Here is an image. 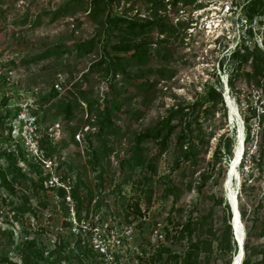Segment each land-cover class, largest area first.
Here are the masks:
<instances>
[{"label": "rangeland", "instance_id": "374dc122", "mask_svg": "<svg viewBox=\"0 0 264 264\" xmlns=\"http://www.w3.org/2000/svg\"><path fill=\"white\" fill-rule=\"evenodd\" d=\"M67 1L0 0V78L6 81V85L0 84V114L6 110L12 112L19 106L27 109L35 120L34 125L26 127L23 136L20 134L21 137L16 120H5L4 123L12 124V138L17 144L9 146L3 143V150L16 156L23 152L39 167L42 177H48L51 172L67 187L79 178L83 183L79 191L80 217H98L119 226L133 224L132 247H127L116 264H180V260L174 261L166 256L156 261H151L150 257L158 246L170 249V253L182 254L190 238L199 236L209 241L213 240L212 234L218 237L226 219L224 207L228 206L231 213L232 198L236 199L238 211L246 213L244 218L239 214L244 241L253 214L257 216L256 226L264 224V173L258 165L248 161V156L243 167L237 165L232 173L230 170L241 147L239 139L243 140L246 135L243 116L254 110L257 115L261 113L264 93L243 83H236L232 92L227 84V67L219 66L220 60L213 44L202 37L189 38L185 23L184 27H178L182 23L179 11H188L198 0L191 6H172L166 2L164 14L178 28L177 33L163 38L152 30L136 38L131 42L130 52L141 46L147 51L146 61L128 63L125 74L130 77L117 73L114 79L105 64L94 65L104 57L103 52L114 56L111 46L118 42L116 30L101 28L98 21L81 8L50 21V15L45 13ZM200 1L201 4H197L200 7L208 4L206 0ZM109 9L112 14L127 18H146L149 15L143 0H118ZM159 13L163 14V11ZM175 18L180 21L176 23ZM93 36L97 42L96 49L89 55H78L74 46ZM52 47L60 48L63 54L17 68L6 63L12 59H28ZM260 50L264 53L263 49ZM133 76L150 87L132 85ZM210 85L223 90L225 111L217 112L210 122L203 123L201 141L195 145L192 160L184 161L173 169L177 154L172 141L154 161L152 168L148 167L149 162L157 154V145L153 142L142 144V156L129 160L127 151L133 146L136 134L153 127L170 107L193 103ZM51 90L56 91L57 97L43 104L42 111L34 115L39 104L35 97L46 95ZM81 95L88 100H97L107 108L114 98L121 104L119 111L111 113V131H106L100 141L87 138V134L94 131L90 125L93 118L90 119L85 111ZM2 97L7 100L5 105L1 103ZM74 99L82 106L75 107ZM59 100L72 102L68 118L57 103ZM251 122L253 141L248 145L242 144L243 153L248 148L249 155L255 151L259 128L257 118ZM6 133L7 130L0 125V136ZM223 133L235 141L228 164L213 158L217 140ZM33 142L46 165L35 157ZM92 152L98 154L94 160L99 168L96 172L89 164ZM123 158L129 160V164L123 163ZM137 161L139 165H136ZM60 162L68 164L71 169L64 165L58 169ZM5 166L6 158L2 157L0 168ZM18 166L27 178L37 180V177L28 175L23 163L19 162ZM207 174L210 177L201 185L202 176ZM246 179L249 180L246 185L251 184L243 191L242 184ZM12 186L13 191L0 187V255L22 264V245L35 240L44 249V258L39 260V264H49L54 258L58 259L57 264H97L96 258L85 260L76 253L77 240L82 246L84 244L80 237L69 231L67 217L70 208L75 211L76 207L72 198L71 206L64 204L58 188L46 186L45 181L43 189L38 190H32L24 179L13 182ZM168 187L173 188L170 194L166 193ZM197 220L202 221L201 230L180 234L187 222L193 224ZM231 221L232 213L229 224L234 240ZM157 223L162 234L168 233L160 243L152 237V227ZM215 248L212 241V253H201L200 260L205 258L217 260V264H227L229 258L233 261L237 253V246L235 252L231 248L222 254Z\"/></svg>", "mask_w": 264, "mask_h": 264}, {"label": "trees", "instance_id": "16d2710c", "mask_svg": "<svg viewBox=\"0 0 264 264\" xmlns=\"http://www.w3.org/2000/svg\"><path fill=\"white\" fill-rule=\"evenodd\" d=\"M116 1L118 0H68L51 12L45 13V15H50V21L54 22L61 17L73 13L76 8H81L84 10V13L98 21L101 28L108 27L115 29L118 36V42L111 46V49L114 51V56L110 57L106 52H103L104 57L100 58V61L94 65L95 67L105 64L108 72L112 74L113 79L117 73L130 77L125 74V68L128 63H143L146 61L147 51L141 49V46H137L136 50L130 52L131 42H133L136 38L147 35L152 30H156L160 36H163V38L177 33L178 28L173 25L164 14L166 10V2L170 3L172 6H176L177 4L191 6L194 5L197 0H143L149 11V15L146 18H127L121 14H112L109 7ZM239 1H249L244 8V14L249 19L258 16L264 8V0ZM197 7L200 6L197 5ZM160 11H163V14L159 13ZM178 25L179 28L184 27L183 23H179ZM96 43V38L93 36L85 41L79 42L76 46H74V50L78 55H89L96 49ZM62 54L63 52L60 48L52 47L28 59L20 58L17 61L12 59L6 63L12 68H17L30 63L43 62L52 57L61 56ZM5 65L6 64L3 66ZM223 65L227 67V84L232 92L236 89V83H243L247 87H256L264 93V53L260 49H254L252 51L246 50L243 53L236 51L231 54L229 58H223L220 60L219 66L222 67ZM160 73L162 74V72ZM0 84L3 86L6 85L4 78H0ZM131 84L137 85L140 88H144L145 86L150 87L147 83L136 79L135 76L131 77ZM222 91L223 90H219L215 85H210L204 89L201 96L193 103L185 105L177 104L170 107L165 112L164 116H162L153 127L135 135L133 146L127 151L129 160H136L142 156V144L153 142L157 145V154L149 162L148 167L152 168L154 161H156V159H158L167 150L171 141L177 154L173 169H177L184 161L192 160L194 158L195 145L197 142L201 141L200 135L203 131V123L210 122L217 112L225 111L223 106ZM55 97H57L55 90H51L48 94L43 96H36L35 100H37L39 104L38 109H36L33 114L37 115L40 113L42 111L41 109L43 104L49 103L51 99ZM81 98L85 102V111L89 115L90 119L93 118V124L90 125L93 127L94 131L89 132L87 134V138H94L97 141H100L102 135L106 131H111L113 127L111 113L112 111H119L121 104L116 98H114L112 99L110 106L107 108V106L100 105L97 100H88L83 95H81ZM6 101L7 100L2 97L1 103L3 105H5ZM57 103L61 105V109L68 118L72 111V102L68 101L67 103H64L59 100ZM73 104L75 107L82 106L81 102L75 99ZM19 110V106H16L12 112L10 110H6L4 114H0V125L7 130L5 136H0V158H6V166L4 168H0V187L13 191V182L15 183L24 179L27 181V184L32 190L43 189V182L48 177H42V172L39 167L31 160L27 159L23 152L16 156L11 152L6 153L2 148L3 143H8L9 146L16 143L15 139L12 138V124L4 123V121L8 119H15ZM243 117L246 134L243 142L247 145L253 141L252 119H258L259 128L255 151L249 155V149L247 148L242 155L239 165L243 167L248 156V161L258 165L262 173H264V108H261V113L258 115L254 110L249 115L244 114ZM234 146L235 141L232 136H229L227 133L221 134L217 140L213 158L219 161H225V164H228L232 158ZM48 154L50 155V152ZM91 155L92 158L89 164L91 165L92 170L96 172L99 168L97 162L94 160L98 157V154L97 152H92ZM129 160L123 158V163L129 164ZM19 162L25 165L28 175L37 177L36 181L33 178L26 177L25 173H23L22 169L18 166ZM139 164L140 162L137 161L136 165ZM62 165L66 166L69 170L71 169V167L68 164L66 165L64 162H60L58 164V169H60ZM100 175L101 172L99 173V177ZM9 177H11V179H9ZM209 177L210 176L208 174L203 175L201 185H203L205 180ZM247 181L249 180H244L242 184L243 191L250 188L251 183L246 185ZM82 186L83 183L79 178H75L72 186H69L70 197L76 202L75 214L78 218L81 216L82 204L79 198V191ZM172 187H168L166 192L167 194H170L173 191ZM57 192L61 197H63V203L65 204V190L58 188ZM224 210L226 212V219L224 218V228L218 237L212 234L213 240L209 241L202 240L199 236L196 238H190L189 244L182 254L173 252L170 253V249L158 246L154 254L151 255L150 260H161L163 256H166L168 259H172L174 261L180 260V264H217V260L210 261L205 258L202 261L200 260L201 253H212V241L215 242L216 251L221 254L226 251H231V248H233L235 252L236 245L232 238V231L229 224L231 213L228 206H225ZM239 214L241 218H244L246 215L243 210H240ZM256 219L257 216L253 214L251 216V221L246 228L247 231L243 242L244 258L241 264H264V242H259L260 240H264V224L256 226ZM157 224L152 227V230L157 226ZM201 229L202 221L197 220L193 224L187 222L180 231V234L183 232L191 233L193 230ZM162 235L165 239L168 236V233ZM22 246V250L20 251L22 264H39V260L44 258V249L42 246H39L35 240H28ZM18 249H20V246H18ZM75 249L76 253L85 260L90 257L98 260L97 254L94 253L87 246V244L82 246L79 239L76 242ZM218 257H220V255ZM137 259L141 261V258L138 256ZM57 261L58 259L54 258L49 264H57ZM231 261L232 260L229 258L227 264H231ZM4 263L17 264V261H10L7 256L0 255V264ZM97 264H99V260L97 261Z\"/></svg>", "mask_w": 264, "mask_h": 264}, {"label": "built area", "instance_id": "2783aa9c", "mask_svg": "<svg viewBox=\"0 0 264 264\" xmlns=\"http://www.w3.org/2000/svg\"><path fill=\"white\" fill-rule=\"evenodd\" d=\"M201 4L198 0L188 11L180 10L179 18L186 25L189 38H205L213 44L218 59L229 58L236 51L264 50V8L258 16L249 19L244 14V8L249 1L239 0H206ZM179 18H175L176 23ZM197 42V41H196ZM18 123L19 136H23L27 126L34 125V117L26 110L20 109L15 118ZM21 137V136H20ZM35 144L34 155L46 165ZM49 168V167H48ZM45 180L46 186L65 190V204L71 206L72 199L67 187L52 173ZM67 221L72 235L83 240V244L97 254L99 264H116V260L125 253L127 247H132L134 238L133 224L126 226L114 225L110 220H100L98 217L78 218L73 208H70ZM152 237L162 242L164 236L160 232V224L152 230Z\"/></svg>", "mask_w": 264, "mask_h": 264}, {"label": "bare ground", "instance_id": "6f19581e", "mask_svg": "<svg viewBox=\"0 0 264 264\" xmlns=\"http://www.w3.org/2000/svg\"><path fill=\"white\" fill-rule=\"evenodd\" d=\"M239 144H240V149L237 151L236 153V156L235 158L232 160V165H231V173L234 171L235 167L237 166L240 158H241V154H242V144H243V140L242 139H239ZM230 204L232 206V209H233V214H234V218H233V236H234V241H235V238H237L238 240V243L240 244L241 246V250L240 252L237 254H235L234 256V259L232 261L231 264H241L242 262V258H243V255H244V252H243V232L241 231V221H240V216H239V211H238V208H237V202H236V199L232 198L230 199ZM236 243V242H235Z\"/></svg>", "mask_w": 264, "mask_h": 264}, {"label": "water", "instance_id": "95a60500", "mask_svg": "<svg viewBox=\"0 0 264 264\" xmlns=\"http://www.w3.org/2000/svg\"><path fill=\"white\" fill-rule=\"evenodd\" d=\"M231 213H232V223H231V225H232V229H233V218H234V214H233V209H232V206H231ZM233 234H234V232H233ZM235 235V234H234ZM235 242H236V246H237V254L240 252V250H241V246H240V244L238 243V240H237V238H235Z\"/></svg>", "mask_w": 264, "mask_h": 264}]
</instances>
